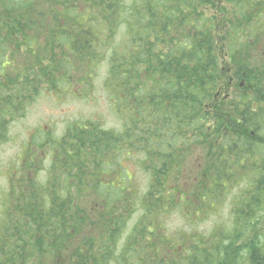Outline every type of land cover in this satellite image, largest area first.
I'll return each mask as SVG.
<instances>
[{
	"label": "trees",
	"instance_id": "1",
	"mask_svg": "<svg viewBox=\"0 0 264 264\" xmlns=\"http://www.w3.org/2000/svg\"><path fill=\"white\" fill-rule=\"evenodd\" d=\"M217 1L0 0V141L46 78L56 91L92 78L117 23L129 41L104 81L122 134L89 121L71 124L61 139L33 137L19 172L12 164L14 173L4 176L12 183L0 198V264L49 252L70 254L71 264H264V87L254 86L249 66L251 25L264 11H253L251 0H226L234 13L221 29L228 38L225 63L232 78L246 73V85L219 101L220 84L231 86L221 82L215 52ZM136 159L149 180L144 202L134 188ZM91 184L84 201L98 206L76 211ZM231 189L228 221L199 231V221L225 209ZM135 203L145 213L120 244ZM174 212L190 230H169L164 220ZM97 222L101 238L80 240Z\"/></svg>",
	"mask_w": 264,
	"mask_h": 264
},
{
	"label": "rangeland",
	"instance_id": "2",
	"mask_svg": "<svg viewBox=\"0 0 264 264\" xmlns=\"http://www.w3.org/2000/svg\"><path fill=\"white\" fill-rule=\"evenodd\" d=\"M215 4H217V7H220V9H215L213 11V14L217 16L215 25L219 29V32L216 34L221 37L216 39L215 52L219 57L221 69H224L223 79L221 78V82L222 84H224V78L230 80L229 78L231 77V73L226 74V72L229 71V68L227 67L228 65H226L227 63H225L228 62V57L226 53L228 51V40L226 41V43L222 40L225 37L226 39L228 38L227 36H225L224 30L221 29H227L229 27V23L225 20V18H229L230 15L234 12H232L230 10V6L226 4V0H218ZM224 5L226 8L225 12L221 11ZM259 19H261V17H259ZM114 28L115 34L112 38L110 37V39L106 41L109 45L108 48L101 49V54L103 55V58L99 61H96L92 68L94 74L92 75L91 79H87L85 81V85L80 87L77 84L69 82L65 86L61 87L62 90H50L47 84L48 78H46L42 83H40L39 90L36 91V93L32 94L33 98L31 102L26 105V108L22 109V111L19 112V117L14 122L10 123L8 127L3 131L4 137L2 135L3 138H1L2 140L0 141V198L6 197L9 194V187L12 183L10 181L6 182L4 176H7L9 172L14 173L13 167L15 166H12V164H15L17 166L19 160L25 157V152L27 154L30 153V151L32 152V150H30V145L28 144V142L34 134L43 137V133H47L48 135L53 137V139L57 140L65 136L67 128L72 122L79 125H86L85 123L87 121H92V124H95L101 128L103 127L109 130L110 132H116L120 135L122 134L124 130L123 123L115 115V106L112 105V102H114L115 99L112 98L110 89H107V87H105L104 85V81L108 74V70L112 60L116 58V55L119 56L122 54H126L128 51L129 41L127 33H125L124 31L125 28L120 25V23H117ZM103 31V34H99V38L105 40V34L106 32L108 33V30L104 29ZM239 40L243 43L248 42V40H245L243 38H239ZM255 46H257V44H254L253 48ZM259 47L261 48V51H264V45H260ZM61 50L62 49L59 50L60 53ZM252 51L255 52L254 49H252ZM236 56H238V54H236ZM249 57H252V55ZM252 65L253 58L249 60V66ZM262 68L264 71V59ZM66 77H69V75H67ZM79 80L84 82L82 78H79ZM238 82H240V79L236 81V86L229 87V89H227L226 91L223 90V92L219 93L218 100L221 101L225 93H229L230 100H232L234 94L237 93V91L235 90L238 89ZM223 87L224 86H222V88ZM38 130H40L39 133ZM182 149L185 153H189L191 151V148L188 145L183 146ZM32 154L35 153H31L30 156ZM135 162H137L139 165H134L132 168V173L135 174V177L137 179V181H134V188L137 190V194L139 195L138 202H144L149 180L148 176L143 173L144 171L142 169L143 167L140 163V159H136ZM51 163L52 154L50 157H47L43 162L44 167L42 169H45V171L42 173L43 175L45 174L46 170L48 169L49 165H51ZM16 172H19L18 166ZM26 174L27 172L20 173L22 177H19V179L24 180V178H26ZM41 181H43V178H41ZM38 183L41 184L40 181H38ZM173 184L174 181L167 188V190L173 191ZM182 184L183 183L181 180L179 186L182 187ZM15 187L16 189L20 187V183L18 181ZM93 189L94 186L92 184L89 185V187L83 189L82 194L80 196L82 197L81 202L78 203L79 209L74 206L76 211H87L90 209L91 206H98V203L95 199L92 202L84 201L91 198V195H88V193ZM233 193H236V190H232L231 194L227 196V200L229 199L228 203L226 204L225 209L222 212L218 213L217 217H206L205 219L199 221L197 225L199 231H210L215 225V223H217L216 221H220L219 223L221 224L226 223L228 221L229 218L227 216V212L230 208V203L232 201L231 197ZM132 211L134 213L132 215L130 214L126 218L125 227L128 229L121 233V239L119 240L120 244H124V238H126L130 233L129 229L133 231L139 226L140 220L142 219L141 213H145L144 207L139 206L138 203H135L133 205ZM181 215L182 214L178 212H174L165 218L167 220H164V222L167 227L169 224L170 231L176 232L178 230V232H181L184 230H190L189 226H187ZM82 226H86L85 220L82 222ZM100 230V224L97 222L96 227L92 228V230L81 232L80 240H82V238L87 235L95 234L96 235L94 236V239L101 238L102 233L100 232ZM74 231H71V229L67 230V232L71 234H74ZM251 236L252 234L249 235V237ZM65 238L68 241L71 240L69 236H66ZM145 239L149 240L151 238L146 235ZM47 247L50 248V246ZM134 251L135 250H131L130 252ZM51 253L52 252H49L46 257L37 254L38 256L36 255L33 258L27 259L24 264H71L70 254L62 252V254L55 257L50 255ZM164 256H168V250L165 252ZM185 258H189L188 255H185Z\"/></svg>",
	"mask_w": 264,
	"mask_h": 264
},
{
	"label": "flooded vegetation",
	"instance_id": "3",
	"mask_svg": "<svg viewBox=\"0 0 264 264\" xmlns=\"http://www.w3.org/2000/svg\"><path fill=\"white\" fill-rule=\"evenodd\" d=\"M254 24L257 25L256 18H255ZM254 41L257 44H264V32L256 33L254 35ZM255 56H264V53H261V54L256 53Z\"/></svg>",
	"mask_w": 264,
	"mask_h": 264
},
{
	"label": "bare ground",
	"instance_id": "4",
	"mask_svg": "<svg viewBox=\"0 0 264 264\" xmlns=\"http://www.w3.org/2000/svg\"><path fill=\"white\" fill-rule=\"evenodd\" d=\"M33 6V5H32ZM17 27H19V26H17ZM19 30V29H18ZM23 31V30H22ZM24 32V31H23ZM1 38V37H0ZM13 43V42H12ZM12 57V56H11Z\"/></svg>",
	"mask_w": 264,
	"mask_h": 264
}]
</instances>
